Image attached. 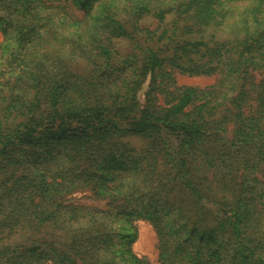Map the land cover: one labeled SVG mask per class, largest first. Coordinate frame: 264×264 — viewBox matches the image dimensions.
Listing matches in <instances>:
<instances>
[{
    "label": "trees",
    "instance_id": "16d2710c",
    "mask_svg": "<svg viewBox=\"0 0 264 264\" xmlns=\"http://www.w3.org/2000/svg\"><path fill=\"white\" fill-rule=\"evenodd\" d=\"M222 3L0 0V264H150L138 220L162 264H264V0Z\"/></svg>",
    "mask_w": 264,
    "mask_h": 264
},
{
    "label": "rangeland",
    "instance_id": "374dc122",
    "mask_svg": "<svg viewBox=\"0 0 264 264\" xmlns=\"http://www.w3.org/2000/svg\"><path fill=\"white\" fill-rule=\"evenodd\" d=\"M222 2L223 0H212L211 4L213 9L216 11V15L219 17V20H223L224 16L229 17V13L232 9V7L230 6L232 3ZM236 3L241 4L242 2L238 1ZM155 23L156 22L154 20L150 19L147 20L144 25L147 27H154ZM1 25L2 22H0V26ZM3 30L4 29H1L0 27V87L1 81L3 79L1 62H3V60L5 59V34L3 33ZM260 79L261 76L258 74V72H253L252 81L254 83H258ZM175 80L178 86H194L199 88L206 87L215 82L214 76H189L181 74L179 72H175ZM145 90L146 87H144L140 92L141 99H143ZM225 129L227 130L225 132V136L230 135L231 125L226 126ZM129 140L134 146H138L140 144V141L137 140V138ZM5 172H7V170L4 171L2 168H0V183L4 182L6 179ZM3 190H5V186L0 187V193ZM107 202V199L103 197H96L90 187H77L74 190L72 189L69 193L65 194L64 200V204L66 205H72L73 207H82L85 209H106ZM3 203L4 204L1 206V209L5 210V199L3 200ZM134 225L137 231V239L133 244L134 253L139 257L145 258L150 264H162L159 261L158 239L153 226L146 220H138L134 222ZM17 241L25 243L27 240L24 235L19 233V236L17 234ZM0 257H2V255H0Z\"/></svg>",
    "mask_w": 264,
    "mask_h": 264
}]
</instances>
